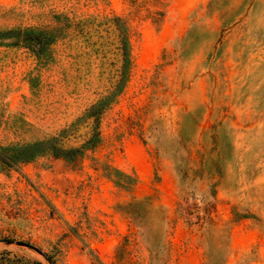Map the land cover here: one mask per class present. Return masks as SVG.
<instances>
[{
	"label": "rangeland",
	"instance_id": "obj_1",
	"mask_svg": "<svg viewBox=\"0 0 264 264\" xmlns=\"http://www.w3.org/2000/svg\"><path fill=\"white\" fill-rule=\"evenodd\" d=\"M34 143L0 264H264V0H0V153Z\"/></svg>",
	"mask_w": 264,
	"mask_h": 264
},
{
	"label": "trees",
	"instance_id": "obj_2",
	"mask_svg": "<svg viewBox=\"0 0 264 264\" xmlns=\"http://www.w3.org/2000/svg\"><path fill=\"white\" fill-rule=\"evenodd\" d=\"M122 52H123V65L126 67L130 63L129 51H128V46H127L126 41H124V43L122 45ZM98 107L93 106L91 108V110H94V111H92V113L90 112V115L97 114L100 111V107H99V109H98ZM97 140H98V134L96 135L95 133H92L90 139L88 141H86L80 148H69V149L62 148L61 146L57 145L56 143L48 142V140H47L46 141V142H48L47 147L42 150V153L48 154L49 156H51L52 158H55V159H63V160L68 161V162H70V161L73 162L75 159H77L79 156H81L83 151H85L87 148H89V149L93 148L95 146V144L97 143ZM38 144L39 143H36V144L34 143L32 145H26L18 153H15V157L5 155V153H0V161L4 162L5 165L8 167H10L12 165V162H15L16 160H18L21 164L28 163V162L34 160V158H36L38 156V154H40V153H38L40 151L36 148V147H38ZM44 257H45V255H44ZM45 258L50 264H55L49 257H45Z\"/></svg>",
	"mask_w": 264,
	"mask_h": 264
}]
</instances>
